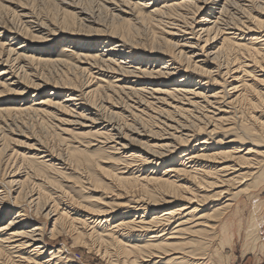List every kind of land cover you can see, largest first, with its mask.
Listing matches in <instances>:
<instances>
[{
  "label": "bare ground",
  "instance_id": "obj_1",
  "mask_svg": "<svg viewBox=\"0 0 264 264\" xmlns=\"http://www.w3.org/2000/svg\"><path fill=\"white\" fill-rule=\"evenodd\" d=\"M49 1L60 7L65 28L49 29L24 4H15L13 14L30 36L0 23V96L21 99L0 109V119L10 122L2 121L6 129L14 120L36 117L57 121L63 135L75 128L88 136V147L101 146L109 161L120 162L117 173L105 174L112 186L122 192L135 188L137 194L129 193L125 203L114 195L116 201L101 208L42 203L40 194L23 190L37 180L22 161L27 153L8 149V134L22 135L2 130L7 133L0 136V260L4 255L11 264H79L65 243L47 242L70 234L71 245L92 251V241L102 259L116 264H213L207 240L221 224L216 216L245 193L264 164V0ZM84 2L135 30L147 23L163 38L144 48L124 40L113 23L108 27L97 12L83 9ZM60 37L77 45L73 61L35 57ZM36 61L68 82L36 75ZM22 72L34 81L25 85ZM76 77L83 83L72 87L69 79ZM30 90L43 96L29 106L23 98ZM244 102L259 113L248 116L254 131L243 128L237 116ZM130 110L144 115L152 129L124 124L125 133L121 116L133 122L138 117ZM35 144L34 155L59 175L64 162ZM83 181L84 192L96 191L92 181Z\"/></svg>",
  "mask_w": 264,
  "mask_h": 264
},
{
  "label": "rangeland",
  "instance_id": "obj_2",
  "mask_svg": "<svg viewBox=\"0 0 264 264\" xmlns=\"http://www.w3.org/2000/svg\"><path fill=\"white\" fill-rule=\"evenodd\" d=\"M9 1L0 0V6L4 8L0 10V23L3 24L2 25L3 27L6 26V28L14 27L17 30L19 29V31L22 32L24 36H28L29 34L30 35L32 34V33H28L30 32L29 29L27 27H23L24 25H22L21 21H19V19L15 17V15L13 14L14 9H15L14 7L15 4L16 5L24 4L23 7H26L28 11L30 10L29 12L32 11L31 12L32 15L34 14L33 16H35L39 22H42L43 24L47 25L49 29L54 28L56 26L59 29L63 27V24H60L62 22V19H59L58 17V16H60V18L63 17V13L60 7L57 4L50 2L49 0H9ZM173 1L180 2L182 0H173ZM47 2H50V3H47ZM84 3H82L83 9L85 10L89 9V11L91 12L92 11L97 12V14H99L98 16H99L101 23H103L102 20L108 21L106 22V24L108 23L109 25V26L107 25L108 27L110 26L112 27V23H113L112 28L114 30L115 29L119 30V31L115 30L116 34L117 35L120 34L119 36L123 39L125 38L124 40L128 38L129 40L128 39L127 40L131 41L133 44H135V40H137L136 42L140 41L138 44L136 43L138 46L140 47L142 46L143 48L150 47L151 44L155 46L156 45L155 43L160 42L161 41L160 38H163V37H160L158 38L159 41H157L158 40L157 37L160 36L159 33L155 30V28H153L151 25L147 23L136 25L137 27L135 28L137 30H135L133 28L135 25L131 27V25H128L118 20L112 21L110 18V15L107 14V12L104 9H103L104 11L102 9L96 11V9H94L91 2H84ZM4 5H7L6 6L7 9L6 7H4ZM100 12H103V13H100ZM119 24L121 25V31H120ZM143 24L145 25L144 28H143ZM146 24L149 26H147ZM69 25L72 26V24H69ZM125 26L127 28H125ZM74 27H75V30L79 29V25L77 26L75 24ZM145 27L148 29V31L143 32L145 33L144 35L146 36L141 35L142 31L147 30L145 29ZM130 28H133L135 32L133 31V29H130ZM80 30H82V28H80ZM122 31L125 33H123ZM126 32H129V33H126ZM153 33H154V36H153ZM130 36H131V40H130ZM141 36L145 38L146 41L145 39L140 38ZM151 38L153 39L151 40ZM154 38L156 42L154 41ZM65 39L66 38L64 37H60L59 40L55 41V43L49 44L48 47L44 48L43 51L48 50V52H46L45 55H42V56L36 55L35 57L36 58L41 57L42 59H47V60L73 61L75 55L78 52L77 45L75 43H71L70 40L66 41ZM143 43H145L146 45ZM31 66L33 69H35V74L37 73L36 75L38 76L42 75L40 76L42 78L44 77L49 80L57 79L58 81L63 80L65 82H68L64 79H60L62 77L64 78V76L62 74L60 75L59 71H56L54 69L55 72H53L52 69L50 70V68H46L45 66H43V64H40L37 61L33 62ZM21 74H22L21 76L22 82L25 85L29 84L30 82L32 83V81H34V79L31 78L29 75H27V73L22 72L20 73V75ZM58 77L60 78L58 79ZM69 81L72 87H79L83 83V80L78 77L69 79ZM50 89L51 88H48L46 93H48ZM1 91L3 90L0 89V92ZM34 94L35 92L30 90L23 98V103H26L27 105L30 106V102L33 101L37 103L39 100L42 99L43 94L42 95L35 94L36 97L32 99L31 96ZM64 94L65 92L62 91L60 95L61 96L60 100H62V96ZM20 100L21 99L18 100L17 97L12 96V95H8V96L1 95L0 96V109L13 107L14 102L20 101ZM91 100L94 101L95 103H98L100 101V98L99 96H94L91 98ZM260 103H262L261 99H260ZM241 105L242 106L240 107L238 106L237 116L239 117V121L242 120L240 122L242 123V127L247 130L251 129L250 131L256 130V128L252 127L251 124L248 122V116L252 112L253 115L258 117L259 113H257L256 111L254 112V111L249 110L250 108L249 104L245 107L246 105L245 102L242 103ZM132 113L136 114L134 115V117L138 116L135 122H133V119L130 118L131 116H127V114H124V116H121L120 118L121 120L119 119V122L121 121L120 125L122 124L125 133L126 132L128 133V131H126L127 129L124 124H126V126L129 125L131 127L130 130L132 129L142 130L143 128L145 130L146 126L147 128L149 126V128L152 129V127H150V125L152 124L146 121L147 118L144 115L138 114L134 111H132ZM105 114L107 115V112H105ZM142 118L144 121L142 120ZM139 119L142 120L141 122L143 123V125L141 124ZM55 120H58V118L55 117ZM2 121L5 123V119L4 118L2 120L0 119V130H1L0 136L7 133L6 131H2L6 129L5 128L6 123L4 124L2 123ZM145 121L148 123H145ZM9 124L10 122H7L6 125H9ZM131 125L135 128H133ZM7 127L11 130L12 134L14 133V134L22 135V137H18V136L8 134L9 135L8 137H10V139L13 140V143L8 145L9 152L17 151L19 153H25V154L27 153V155L25 156L24 159H22V161L25 162L24 165H28L32 168L33 173L37 178V180L32 181L31 183L28 182V184L26 183H25L26 185L24 184L23 190L24 189L26 190V191L24 190V193L28 192V193L40 194L43 198L42 200L44 201V202L42 201V203H49L51 205L52 204H55V205L56 204L58 205L71 204L70 207L73 209L74 208L77 209L76 206L78 204H79L78 208H81V207L83 208V206L91 207V208L92 207L101 208L105 205L108 206L114 203V200L116 198L120 200L123 199L122 201L124 203L126 201L127 202L131 201V196H133V194L134 195L137 194L136 192L137 190L135 188L134 190L133 188L129 189L132 192L129 190L122 192L123 190L120 187H119L120 189H118L116 185L112 186L111 177L107 179L108 177L105 174L106 172L110 173L112 170H117L119 167L121 168V165L119 164L120 162L114 161V160H110L111 161L110 162L108 159L110 155L103 152L102 149H100L101 146L88 147L87 146L88 136H80L81 132L78 130H75V128H69L70 132L67 135H63L57 129L58 127L57 121H53L51 119L49 120L40 119L37 117L36 118H25V119L21 118V119H18L17 121L14 120L12 122V126L10 125ZM130 127H127V128L129 129ZM8 128L6 130H8ZM147 128L146 130L148 131L149 128L148 129ZM35 142L43 145V147L47 149L51 155H53L56 158H60L64 162L63 169L60 171L59 175L54 171V167H49L50 164L48 163H44V164L41 163L42 160H39L34 155L36 153L35 150L37 148V146H35L37 145L35 144ZM25 148H27L30 151H28ZM65 160H68V161H65ZM55 168H59V167H55ZM119 169L115 172L117 173ZM263 169H264V164L261 166V170L253 177V179L250 182H248L249 187L245 189V193L243 192L242 194L237 196L233 205L229 209H227V211H224L220 215L216 216V220L221 222V224L217 227L218 229L217 228L215 229L216 232L214 231L213 234H211L210 236L211 238L207 240V241H211L213 245V249H214V252L212 254L213 264H264V171ZM102 170H104L105 172H102ZM21 171L23 170L21 169ZM260 173L261 174L263 173V174L261 175ZM85 177L86 179L90 180V182L92 181V184L94 183L96 185L97 187L96 191L94 192H84L83 191L82 184L84 182L83 180L86 181ZM119 193H120V196H119ZM129 193L132 195L130 196ZM114 195L116 196V198ZM49 229H50V226L48 225L46 230L48 231ZM74 238H75V235L73 236L70 234L69 235L62 234L60 237H58L56 242L48 238H47V242L54 243L53 244L54 247H57L65 243L67 247L71 249L70 256L74 259L75 262L79 264H116L113 261L114 258L110 257V259H108L107 257L104 256L103 257L104 259H102V256H103L102 252L95 251V249L97 250V248H100L99 244L93 243L92 241L91 243L89 241L88 242L89 245L94 249L90 251V250H87L86 248H82V247L79 248L78 245H75V244L71 245L72 242L74 241ZM93 251H95V253ZM44 259H42V261ZM0 263L1 264H11L10 262H8L7 257L4 255L2 256Z\"/></svg>",
  "mask_w": 264,
  "mask_h": 264
}]
</instances>
